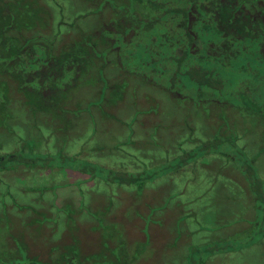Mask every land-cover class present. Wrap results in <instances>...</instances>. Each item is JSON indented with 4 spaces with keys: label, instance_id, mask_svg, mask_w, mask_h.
<instances>
[{
    "label": "rangeland",
    "instance_id": "obj_1",
    "mask_svg": "<svg viewBox=\"0 0 264 264\" xmlns=\"http://www.w3.org/2000/svg\"><path fill=\"white\" fill-rule=\"evenodd\" d=\"M139 2L133 0L135 8ZM113 4L0 0V11L12 12L8 34L54 39L72 54L97 40L94 30L110 36L108 26L117 27L108 23ZM3 24L0 12V29ZM119 26L111 53L97 45V56L83 63L72 87L61 91L64 72L55 91H45L44 107L0 85V100L8 99L0 110V154L30 148L54 155L49 165L0 171V264H264V202L255 203L245 168L249 163L264 192V109L252 114L233 107L240 102L227 95L230 87L208 101L196 100L195 88L183 80L172 88L180 97L147 88L145 75L167 85L165 73L149 69L161 62L143 64L146 56L134 47L139 36L126 45ZM256 35L264 38V31ZM252 43L242 40L239 59ZM101 55L108 59L102 70ZM254 84L245 99L264 107L263 72ZM206 139L222 142L202 156L197 144ZM193 146L197 157L179 166V153ZM59 154L65 162L74 155L92 165L94 175L58 167ZM105 168L136 180L125 184ZM213 244L223 247L207 253Z\"/></svg>",
    "mask_w": 264,
    "mask_h": 264
},
{
    "label": "trees",
    "instance_id": "obj_2",
    "mask_svg": "<svg viewBox=\"0 0 264 264\" xmlns=\"http://www.w3.org/2000/svg\"><path fill=\"white\" fill-rule=\"evenodd\" d=\"M215 2L218 3V0H215ZM135 10L136 9H134L133 13L140 19V15H138L137 11ZM0 12L5 18V24H3L2 29H0L1 33L5 31L3 34L0 33V85L4 84L9 90L30 95L29 97H34V99L36 98V101L38 100L36 104L44 107L46 105L45 100H47L48 97V93L46 94V92L55 91L57 82L65 72V68L71 63L72 74L75 76L73 77L70 85H63L64 87L61 88V91L73 86L75 81L74 79H76L79 72L85 67L83 65L84 62L82 60H78L76 62L75 60L70 61L73 56L72 54L76 55V53L68 54V52H66L67 49L62 47L59 48V45L54 44V39L39 40L36 39L37 37H39L38 35H27L22 33V31H14L8 34V30L11 28V24L8 21L10 20V14H12V12L7 9V6L3 7V10H1ZM197 29L198 33L201 36V33L204 30H212L215 35L219 34L218 30H216L214 27L210 28L207 23L199 24ZM250 31L251 30H249V32ZM261 31L263 30L261 29ZM206 36L207 34L204 37L206 38ZM214 41L217 42L216 40ZM261 41L263 42V40ZM137 47H141V45ZM142 47H145V44ZM55 48H58V51L60 52H58L57 54L53 53V51L56 50ZM152 50L153 49L151 48L149 51H151V53L155 51L156 54H150L149 56H146V60L143 64L148 65L151 62L159 61V58L157 57L158 51ZM251 51L252 50H248V53H250ZM91 53L92 51L90 53H87V55H89L87 60L91 58ZM223 55L220 51L215 50L211 55L208 53H206L205 55L200 54L196 57L197 60H194L192 58L188 59V54L186 53L181 56L180 60L175 59V63L173 61V56H170V61H172L173 64L166 68L167 70H169V72L166 70V77L168 79V82L166 81V83L171 85V95L177 96L178 93H180L177 89L172 88L175 87L176 82H181V80H183V77L180 78L182 75L185 76L188 81H191L195 84V89L192 93L196 96V100H207L208 98L210 99L212 98V92L222 93L225 87L232 88L238 82V80L240 81V79L242 81L240 86H243V83L245 84V87L248 85L251 86L261 76L259 74L260 72L255 73L252 71L250 74H248L249 70L252 68L250 62H253L255 67L254 61H244L237 58L232 59L230 55ZM87 60H85V62ZM104 64L105 63L102 62L99 65L98 69L100 68L102 70ZM149 69L154 71L155 74L159 73L158 70H160L158 68L154 70V68L152 67ZM179 71L181 74H179ZM181 84L184 85L182 82ZM249 91L245 90L243 95L239 97L240 103L236 102L235 105L238 107L240 106L242 109L249 113L256 114L258 112V108H255V106L251 105L249 99H245V95L248 96ZM7 101V98L4 99V101L0 100V102H2L3 104L2 106H0V110H3ZM231 104L233 103H230V105ZM218 141L221 140L206 139L205 141H200L197 145L198 148L202 150V156L216 152V145L219 143ZM195 146L191 147L189 150H182L179 153V166H182L197 157L194 151ZM19 151L0 154V171L17 165H49V161L54 156L49 153H34L30 148H28L26 152L21 151L20 153ZM58 156H60L58 159L61 160L59 164H57L58 167H71L81 173L87 174L89 173V171H91L90 174L92 176L94 175L92 173L94 167L92 165H88L83 161L76 160L77 158L74 155H72L71 157L65 156L68 158V163L67 161L65 162V159H63L64 156H61L60 154ZM242 167L243 166L241 165L240 169H242ZM245 168L247 171L246 178L248 180V184L251 186L252 196L255 203L256 200L259 199L264 202V192L261 188L259 178L253 176L255 175V173L253 168L250 167L249 163H247ZM102 169L104 168H99V170ZM105 170L113 174V177L115 176L114 174H116L115 178H118V180L120 179L119 181L125 184L131 183L136 180L135 177L128 176L122 171H115L109 168H105ZM257 207L258 205H256L255 209H258ZM222 245H224V243ZM221 247L223 246L219 244H213L209 246L207 245L205 251L209 254H214L219 252L221 250Z\"/></svg>",
    "mask_w": 264,
    "mask_h": 264
},
{
    "label": "flooded vegetation",
    "instance_id": "obj_3",
    "mask_svg": "<svg viewBox=\"0 0 264 264\" xmlns=\"http://www.w3.org/2000/svg\"><path fill=\"white\" fill-rule=\"evenodd\" d=\"M131 2L132 5L129 0H115V4L110 7V12L115 13L113 17L114 20L118 14V10L121 14H119V17L117 16L115 22L114 20H109L108 23L115 24L117 27L114 29L108 26V30L111 32L109 37H101L99 33L94 30L93 36L97 40L93 41V43L83 44L85 46L84 48L89 51L87 53L92 51L91 58H93V60L98 53L96 49L97 45L105 51L103 54L109 55V53H111V47L109 45L115 40V36L113 35L117 37L120 28H122L119 26V23H121L126 30L120 35V40L125 42L126 45L131 42L134 36H139L138 40L142 42L146 40L144 43L140 42V49L143 56L153 55L156 54L154 50L158 51L157 57L161 62V68L158 74L162 77V74L165 73L166 75L162 78H165L167 82V73L164 69L173 64V62L170 61V56H173V61L175 63V59L180 60L181 56L186 53L188 54V59L192 58L197 60L196 57L200 54L205 55L208 53L211 55L212 52L216 50L220 51L222 55L224 53L223 56L230 55L232 59H239L241 49L244 48L242 44L244 38L252 40V44H254L253 48L250 49L252 51L249 55L244 57V61L252 60L255 63V67L251 68L248 74L252 71L255 73L260 72V75L262 72L264 73V38L261 37L258 39L256 35L258 28L264 31V0H218V3H216L215 0H142V3H138L141 5L138 8L134 7L133 0ZM116 5L118 9H115ZM121 6H123V10ZM133 8L136 9L135 11L140 15V19L133 13ZM122 14L123 17L121 16ZM202 23H207L210 28L214 27L219 31V34L215 35L210 29L211 31L204 30L201 36L197 28L199 24ZM102 26L107 28L105 24H102ZM146 29L152 30L153 34L151 33L148 36L143 34ZM249 30L251 31L249 32ZM206 34L207 36L205 38L204 36ZM187 35H189L190 38ZM261 40H263V42ZM144 44L145 47H142ZM77 46L82 47L79 44H77ZM134 47H137V45ZM151 48L153 49L152 51H154L152 53L149 51ZM85 49L84 52L78 50L76 55L72 54V60L70 59V61L75 60L76 62L82 60L85 62L89 56ZM127 55L131 57V54ZM102 62L105 64L108 62V59L105 58L104 55L102 59L99 60V65ZM71 68V63L65 68L67 74H65L64 78L59 83L61 88L64 87L63 85H70L75 76L72 74ZM179 74H181L180 71ZM142 78H144L142 80L146 82L147 88H151L155 91L160 90L161 92L166 91L168 95H171V85L168 83L167 85L160 84L158 80L153 81L148 75L142 76ZM180 78L183 79L184 84L189 83L191 86H195V84L188 81L185 76L182 75ZM259 78H261V76ZM103 81L106 82L105 79ZM241 82V79L240 81L238 80L230 90L228 89L227 95L232 98H239L243 95L245 90L255 91V84L245 87L244 83L243 86H240ZM174 96L180 97L182 94L180 95V93H178L177 96ZM210 99L208 98L206 101ZM261 105L264 104L261 103ZM227 106L229 105L227 104ZM233 107L238 106L234 105ZM257 108V113H261V110L264 109V107L261 106ZM262 113H264V110ZM42 264L48 263L44 262Z\"/></svg>",
    "mask_w": 264,
    "mask_h": 264
}]
</instances>
